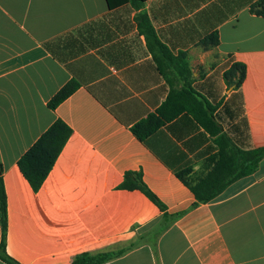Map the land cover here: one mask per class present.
Wrapping results in <instances>:
<instances>
[{
	"label": "crops",
	"instance_id": "0c3cea01",
	"mask_svg": "<svg viewBox=\"0 0 264 264\" xmlns=\"http://www.w3.org/2000/svg\"><path fill=\"white\" fill-rule=\"evenodd\" d=\"M258 1L147 0L137 9L131 1L0 0V162L11 258L71 264L134 244L104 264H264V158L199 203L178 172L190 169L193 180L210 172L215 137L188 113L145 140L132 131L171 88L140 29L143 13L174 56L187 54L191 85L231 145L264 148V17L250 11ZM215 33L217 45L202 43ZM234 63L247 72L232 90L224 74ZM171 78L182 87L180 76ZM71 81L78 89L51 109ZM57 120L73 132L35 191L18 162ZM128 172L142 174L163 210L141 190L121 187Z\"/></svg>",
	"mask_w": 264,
	"mask_h": 264
},
{
	"label": "trees",
	"instance_id": "16d2710c",
	"mask_svg": "<svg viewBox=\"0 0 264 264\" xmlns=\"http://www.w3.org/2000/svg\"><path fill=\"white\" fill-rule=\"evenodd\" d=\"M128 1H131L137 9H140L147 0H121L118 2L109 0L112 6ZM250 11L257 16L264 17V0H259L254 3ZM137 19L161 73L165 77H169L168 80L171 88L166 101L154 113L138 122L132 128V131L138 139L145 140L182 113H188L215 137V141L219 146V152L208 159V163L214 164L210 172L194 180L186 177L190 169L178 172V177L191 189L198 202L207 203L217 197L233 181L256 171L261 160L264 158V148L252 151H241L231 145L226 136L222 134L221 127L213 115L214 108L191 85L190 78L192 73L187 62V54L181 52L179 55L174 56L171 50L159 39L146 14L142 13L138 15ZM202 43L217 45L219 43L218 34L210 35ZM246 72V66L242 63H234L225 72V80L232 90L242 86L246 78ZM171 75L181 77L183 81L182 87L174 86ZM78 87L79 84L75 81L66 84L50 100L49 107L51 109L57 108ZM72 132L68 124L63 120H57L20 158L18 166L35 191L40 190L49 176L63 148L71 137ZM121 187L129 190H141L162 210L164 209L163 203L145 184L141 173L128 172ZM0 216L3 228V238L0 244V259L6 264H19L6 252L7 196L2 178L1 162ZM167 227L168 224L164 225L161 227V231ZM133 247L134 244L129 248L117 252L99 253L95 255L84 253L78 255L71 264H104L115 257L125 254Z\"/></svg>",
	"mask_w": 264,
	"mask_h": 264
}]
</instances>
